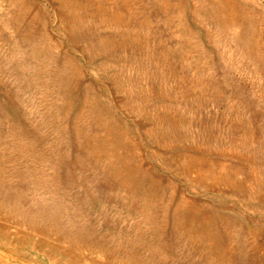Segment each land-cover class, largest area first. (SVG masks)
Returning <instances> with one entry per match:
<instances>
[{
    "label": "rangeland",
    "instance_id": "1",
    "mask_svg": "<svg viewBox=\"0 0 264 264\" xmlns=\"http://www.w3.org/2000/svg\"><path fill=\"white\" fill-rule=\"evenodd\" d=\"M262 32L264 0H0V264H264Z\"/></svg>",
    "mask_w": 264,
    "mask_h": 264
},
{
    "label": "bare ground",
    "instance_id": "2",
    "mask_svg": "<svg viewBox=\"0 0 264 264\" xmlns=\"http://www.w3.org/2000/svg\"><path fill=\"white\" fill-rule=\"evenodd\" d=\"M18 1V0H17ZM57 1H58V3H60V4H64V5H69V6H71V7H73V6H75V7H78V4H79V0H56V3H57ZM215 1V0H214ZM23 2V1H22ZM83 2V1H82ZM87 2V1H86ZM85 2V3H86ZM207 2V1H206ZM10 3V2H9ZM19 3V2H18ZM84 3V4H85ZM8 4V3H7ZM20 4V3H19ZM91 4V3H90ZM100 4V3H99ZM22 5V4H21ZM106 6V5H105ZM11 7V6H10ZM15 7V6H14ZM91 7V6H90ZM96 7H97V5H96ZM182 7V6H181ZM246 7V6H245ZM17 8V7H16ZM221 8V7H220ZM14 9V8H13ZM170 9V8H169ZM197 9V8H196ZM215 9V8H214ZM200 10V9H199ZM210 10V9H209ZM248 10V9H247ZM10 11H12V10H10ZM15 11V10H14ZM184 11V10H183ZM106 12V11H105ZM116 12V11H115ZM174 12V11H173ZM185 12V11H184ZM232 12H234V11H232ZM249 12V11H248ZM8 13V12H7ZM181 13V12H180ZM103 14V13H102ZM197 14V13H196ZM203 14V13H202ZM12 15V14H11ZM80 15V14H79ZM84 15V14H83ZM171 15V14H170ZM60 16V15H59ZM98 16H99V14H98ZM107 16V15H106ZM214 16V15H213ZM216 16V15H215ZM252 16V15H251ZM263 16V15H262ZM29 17V16H28ZM61 17V16H60ZM16 18V17H15ZM109 18V17H108ZM168 18V17H167ZM202 18V17H201ZM243 18V17H242ZM5 19V18H4ZM117 19V18H116ZM173 19V18H172ZM227 19V18H226ZM246 19V18H245ZM6 20V19H5ZM62 20V19H61ZM198 20V19H197ZM3 21V20H2ZM109 21V20H108ZM111 21V20H110ZM212 21V20H211ZM7 22V21H6ZM9 22V21H8ZM32 22V21H31ZM64 22V21H63ZM120 22V21H119ZM203 22V21H202ZM259 22V21H258ZM10 23V22H9ZM13 23V22H12ZM18 23V22H17ZM68 23V22H67ZM116 23V22H115ZM237 23V22H236ZM262 23V22H261ZM14 24V23H13ZM227 24V23H226ZM238 24H240V23H238ZM12 25V24H11ZM33 25V24H32ZM41 25H42V22H41ZM201 25V24H200ZM228 25V24H227ZM28 26V25H27ZM71 26V25H70ZM181 26V25H180ZM6 27V26H5ZM103 27H105V26H103ZM109 27V26H108ZM261 27H263V26H261ZM71 28V27H70ZM110 28V27H109ZM202 28V27H201ZM204 28V27H203ZM228 28V27H227ZM184 29V28H183ZM205 29V28H204ZM109 30V29H108ZM140 30V29H139ZM240 30V29H239ZM181 31V30H180ZM191 31V30H190ZM201 31V30H200ZM237 31V30H236ZM261 31V30H260ZM74 32V31H73ZM119 32V31H118ZM135 32H136V30H135ZM182 32V31H181ZM249 32V31H248ZM256 33V32H255ZM115 34V33H114ZM227 34V33H226ZM109 35V34H108ZM122 35V34H121ZM134 35V34H133ZM177 35V34H176ZM182 35V34H181ZM229 35V34H228ZM242 35V34H241ZM132 36V35H131ZM175 36V35H174ZM212 37V36H211ZM215 37V36H214ZM221 37V36H220ZM228 37V36H227ZM29 38V37H28ZM190 38V37H189ZM218 38V37H217ZM225 38V37H224ZM228 38H230V37H228ZM244 38H248L247 37V35L244 37ZM254 38V37H253ZM122 39V38H121ZM180 39V38H179ZM27 40V39H26ZM131 40V39H130ZM136 40V39H135ZM225 40V39H224ZM132 41V40H131ZM259 43H260V45H262V46H264V32H262L261 33V35H260V37H259ZM93 42V41H92ZM187 42V41H186ZM234 42V41H233ZM30 43V42H29ZM95 43V42H94ZM213 43V42H212ZM33 44V43H32ZM140 44V43H139ZM86 45V44H85ZM131 45V44H130ZM231 45H233V44H231ZM223 46V45H222ZM229 46V45H228ZM235 46V45H234ZM259 46V45H258ZM35 46H33L32 45V50L35 52V53H39V50L40 49H42V47L40 48V47H35V48H37V49H35L34 48ZM191 47V46H190ZM227 48V47H226ZM237 48V47H236ZM257 48V47H256ZM203 49V48H202ZM99 50V49H98ZM224 50V49H223ZM249 50V52L250 53H253V52H255V51H253L254 50V48H252L251 49V47H250V49H248ZM217 51V50H216ZM219 51V50H218ZM225 51V50H224ZM228 51V50H227ZM236 51H237V49H236ZM183 52V51H182ZM189 52V51H188ZM194 52V51H193ZM207 52V51H206ZM241 52V51H240ZM219 53V52H218ZM244 53V52H243ZM248 53V52H247ZM32 54H33V52H32ZM186 54V53H185ZM193 54V53H192ZM224 54V53H223ZM255 54V53H254ZM257 54H258V52H257ZM261 54V53H260ZM35 55V54H34ZM40 55V54H39ZM150 55V54H149ZM243 55V54H242ZM36 56V55H35ZM42 56V55H41ZM154 56V55H153ZM185 56V55H184ZM188 56V55H187ZM200 56V55H199ZM263 55H261V57H262ZM182 57V56H181ZM219 57V56H218ZM229 57V56H228ZM243 57V56H242ZM247 57V56H246ZM254 57V56H253ZM70 58V57H69ZM151 58V57H150ZM220 58V57H219ZM211 59V58H210ZM221 59V58H220ZM71 60V59H70ZM141 60V59H140ZM143 60V59H142ZM146 60H148V59H146ZM209 60V59H208ZM231 60V59H230ZM178 61V60H177ZM205 61V60H204ZM71 63V62H70ZM153 63V62H152ZM198 63V62H197ZM53 64V63H52ZM55 64V63H54ZM163 64V63H162ZM34 69H35V72H40V71H42V69H44V60L42 59V60H38V61H35L34 62ZM157 65V64H156ZM181 65V64H180ZM208 65V64H207ZM103 66V65H102ZM193 66V65H192ZM200 66V65H199ZM56 67V66H55ZM59 67V66H58ZM50 68H52V67H50ZM61 68V67H60ZM64 68V67H63ZM179 68V67H178ZM196 68V67H195ZM194 68V69H195ZM54 69V68H53ZM52 69V70H53ZM264 69V68H263ZM60 70V69H59ZM188 70V69H187ZM196 70V69H195ZM255 70V69H254ZM50 71V70H49ZM54 71V70H53ZM56 71V70H55ZM74 71V70H73ZM183 71V70H182ZM207 71V70H206ZM57 72V71H56ZM64 72V71H63ZM257 72V71H256ZM66 73V72H65ZM72 73V72H71ZM210 73V72H209ZM202 74V73H201ZM38 75V74H37ZM40 75V74H39ZM50 75V74H49ZM102 75V74H101ZM181 75H183V74H181ZM212 75V74H211ZM43 76V75H42ZM52 76V75H51ZM50 76V77H51ZM69 76V75H68ZM203 76V75H202ZM201 76V77H202ZM113 77H115V76H113ZM106 78V77H105ZM208 78V77H207ZM58 79H60V78H58ZM186 79V78H185ZM57 80V79H56ZM65 80V79H64ZM182 80H184V79H182ZM67 81V80H66ZM118 81V80H117ZM122 81V80H121ZM188 81V80H187ZM106 82V81H105ZM110 82V81H109ZM51 83V82H50ZM61 83V82H60ZM107 83V82H106ZM112 83V82H111ZM116 83V82H115ZM192 83V82H191ZM65 84V83H64ZM108 84V83H107ZM114 84V83H113ZM120 84V83H119ZM196 84V83H195ZM203 84V83H202ZM60 85V84H59ZM212 85V84H211ZM66 86V85H65ZM120 86H121V84H120ZM205 86H207V85H205ZM106 87V86H105ZM117 87V86H116ZM115 87V88H116ZM65 88H67V87H65ZM133 88V87H132ZM206 88V87H205ZM60 90V89H59ZM62 90V89H61ZM65 90V89H64ZM68 90V89H67ZM122 90V89H121ZM126 91H128V90H126ZM133 91V90H132ZM129 92V91H128ZM140 93V92H139ZM116 94V93H115ZM121 94V93H120ZM126 94V93H125ZM127 95V94H126ZM134 95V94H133ZM136 95V94H135ZM140 96V95H139ZM135 97V96H134ZM161 97H163V96H161ZM165 97V96H164ZM125 98V97H124ZM133 98V97H132ZM131 98V99H132ZM88 99V98H87ZM137 99V98H136ZM124 100V99H123ZM123 100H122V102H123ZM128 100V99H127ZM126 100V101H127ZM92 101V100H91ZM129 101V100H128ZM131 101V100H130ZM121 102V101H120ZM124 102H125V100H124ZM145 102V101H144ZM125 104V103H124ZM123 104V105H124ZM141 105V104H140ZM146 105V104H145ZM134 106V105H133ZM94 107V106H93ZM92 107V108H93ZM143 107V106H142ZM97 109V108H96ZM126 109V108H125ZM144 109V108H143ZM141 110V109H140ZM96 111V110H95ZM128 112V111H127ZM142 112V111H141ZM145 112V111H144ZM135 113V112H134ZM108 114V113H107ZM142 114V113H141ZM156 114V113H155ZM159 114V113H158ZM132 115V114H131ZM145 115V114H144ZM141 116V115H140ZM148 116H150V115H148ZM154 116V115H153ZM167 116V115H166ZM146 117V116H145ZM162 117V116H161ZM163 117H165V116H163ZM168 117V116H167ZM141 118H144V117H142L141 116ZM155 118V117H154ZM158 118V117H157ZM166 119V118H165ZM110 120V119H109ZM147 120V119H146ZM153 120V119H152ZM159 120V119H158ZM104 121H106V120H104ZM160 121V120H159ZM176 121V120H175ZM100 122V121H99ZM107 122V121H106ZM101 123V122H100ZM161 123V122H160ZM163 123V122H162ZM152 124V123H151ZM166 124V123H165ZM169 124H171V122L169 123ZM178 124V123H177ZM104 125V124H103ZM173 125V124H172ZM101 126V125H100ZM148 127V126H147ZM168 127V126H167ZM179 127V126H178ZM163 128V127H162ZM161 128V129H162ZM170 128V127H169ZM174 128V127H173ZM148 129V128H147ZM158 129V128H157ZM175 129V128H174ZM160 130V129H159ZM173 130V129H172ZM177 130V129H176ZM180 130V129H179ZM157 131V130H156ZM167 131V130H166ZM245 131V130H244ZM168 132H170V131H168ZM179 132V131H178ZM158 133V132H157ZM177 133V132H176ZM149 134H151V133H149ZM159 134H160V132H159ZM175 134V133H174ZM178 134V133H177ZM172 135H173V133H172ZM161 136V135H160ZM234 136V135H233ZM151 137V136H150ZM177 136H175V138H176ZM152 138H153V135H152ZM166 139V138H165ZM154 140V139H153ZM159 141V140H158ZM106 142V141H105ZM155 142V141H154ZM155 143H157V142H155ZM225 143V142H224ZM97 144V143H96ZM162 146V145H161ZM165 146V145H164ZM164 146H162L163 148H166V147H164ZM100 148V147H99ZM102 148V147H101ZM225 148V147H224ZM103 149V148H102ZM228 150V149H227ZM230 150H231V148H230ZM104 151V150H103ZM109 151V150H108ZM224 151H226V150H224ZM110 153H112V152H110ZM116 153V152H115ZM102 154V153H101ZM117 154V153H116ZM106 157V156H105ZM111 157V156H110ZM124 157V156H123ZM132 157V156H131ZM98 159V158H97ZM115 159H116V157H115ZM117 159H118V157H117ZM125 159V158H124ZM104 163V162H103ZM122 165H123V163H121ZM106 166V165H105ZM126 166V165H125ZM115 167V166H114ZM120 167V166H119ZM179 167V166H178ZM104 168V167H103ZM129 168V167H128ZM117 169V168H116ZM132 169V168H131ZM181 169V168H180ZM124 170V169H123ZM206 170V169H205ZM105 171H107V170H105ZM133 173V172H132ZM136 173V172H135ZM200 173V172H199ZM112 174V173H111ZM108 175V174H107ZM125 175V174H124ZM111 176V175H110ZM113 177V176H112ZM140 177V176H139ZM118 178V177H117ZM120 179V178H119ZM151 180V179H150ZM154 180V179H153ZM157 180V179H156ZM128 181H129V179H128ZM134 181V180H133ZM139 181V180H138ZM119 182H121V181H119ZM140 182V181H139ZM233 182V181H232ZM128 183V182H127ZM130 184V183H129ZM135 184V183H134ZM137 184H139V183H137ZM151 184V183H150ZM157 184V183H156ZM159 184V183H158ZM161 184V183H160ZM116 185V184H115ZM125 185V184H124ZM154 185V184H153ZM135 186V185H134ZM119 187V186H118ZM123 188V187H122ZM134 188V187H133ZM138 188V187H137ZM141 188V187H140ZM143 188V187H142ZM124 190H126V189H124ZM135 191V190H134ZM156 191H157V188H156ZM119 192V191H118ZM124 192V191H123ZM144 193V192H143ZM155 193V192H154ZM130 194V193H129ZM132 194V193H131ZM138 194V193H137ZM160 194V193H159ZM158 195V194H157ZM148 196V195H147ZM130 198V197H129ZM134 198V197H133ZM132 198V199H133ZM136 198V197H135ZM147 198V197H146ZM136 200V199H135ZM158 200V199H157ZM140 201H142L141 199H140ZM189 201V200H188ZM147 203V202H146ZM151 203V202H150ZM152 204H153V202H152ZM181 204V203H180ZM188 204H189V202H188ZM182 205V204H181ZM151 206V205H150ZM178 206H180V205H178ZM183 206V205H182ZM181 206V207H182ZM188 206V205H187ZM153 207H155V206H153ZM192 207V206H191ZM141 208H143V207H141ZM185 208V207H184ZM147 209H148V207H147ZM153 209V208H152ZM178 209V208H177ZM140 210V209H139ZM146 210V209H145ZM186 210V209H185ZM142 211V210H141ZM148 211V210H147ZM185 212V211H184ZM192 212V211H191ZM194 213V212H193ZM219 213V212H218ZM142 214V213H141ZM145 214V213H144ZM143 214V215H144ZM149 214V213H148ZM151 214V213H150ZM176 215V221L178 222V227H183L184 229L185 228H187V226H186V224H185V221H186V215H184V213H179V212H177L176 214H174V216ZM184 215V216H183ZM214 215H215V212H214ZM219 215V214H218ZM189 216V215H188ZM148 219V218H147ZM174 221V220H173ZM204 221V220H203ZM206 221V220H205ZM187 222V221H186ZM188 223V222H187ZM188 229V228H187ZM196 232V231H195ZM198 232V236L199 235H201V236H203V237H205V238H207V234L205 233V229L204 228H202V229H200L199 231H197ZM208 233V232H207Z\"/></svg>",
    "mask_w": 264,
    "mask_h": 264
}]
</instances>
